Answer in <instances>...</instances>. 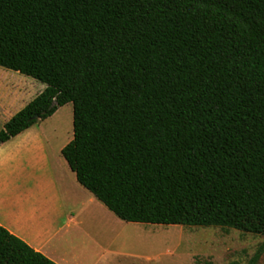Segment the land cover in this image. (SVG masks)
<instances>
[{
    "label": "trees",
    "instance_id": "16d2710c",
    "mask_svg": "<svg viewBox=\"0 0 264 264\" xmlns=\"http://www.w3.org/2000/svg\"><path fill=\"white\" fill-rule=\"evenodd\" d=\"M0 66L46 85L0 143L73 103L117 217L264 235V0H0ZM0 264L57 263L0 225Z\"/></svg>",
    "mask_w": 264,
    "mask_h": 264
},
{
    "label": "crops",
    "instance_id": "0c3cea01",
    "mask_svg": "<svg viewBox=\"0 0 264 264\" xmlns=\"http://www.w3.org/2000/svg\"><path fill=\"white\" fill-rule=\"evenodd\" d=\"M34 98L33 81L0 66V132ZM43 121L0 143V225L57 264L153 261L140 251L143 223L120 219L78 182L60 158L68 143L51 155Z\"/></svg>",
    "mask_w": 264,
    "mask_h": 264
},
{
    "label": "rangeland",
    "instance_id": "374dc122",
    "mask_svg": "<svg viewBox=\"0 0 264 264\" xmlns=\"http://www.w3.org/2000/svg\"><path fill=\"white\" fill-rule=\"evenodd\" d=\"M33 81V96L46 87L36 79L17 72ZM47 133L55 136L51 155H57L60 145L74 138V105L67 103L41 122ZM52 147V146H51ZM64 160V157L60 155ZM119 225L114 221V229ZM140 251L153 257L147 264H250L258 258L264 264V235L234 228L196 227L143 223L139 230Z\"/></svg>",
    "mask_w": 264,
    "mask_h": 264
},
{
    "label": "water",
    "instance_id": "95a60500",
    "mask_svg": "<svg viewBox=\"0 0 264 264\" xmlns=\"http://www.w3.org/2000/svg\"><path fill=\"white\" fill-rule=\"evenodd\" d=\"M36 118H39L38 116H36Z\"/></svg>",
    "mask_w": 264,
    "mask_h": 264
}]
</instances>
